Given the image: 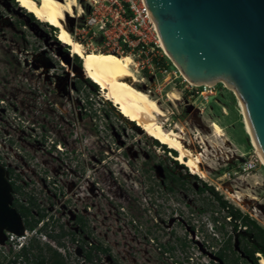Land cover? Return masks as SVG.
Wrapping results in <instances>:
<instances>
[{
    "label": "rangeland",
    "instance_id": "obj_1",
    "mask_svg": "<svg viewBox=\"0 0 264 264\" xmlns=\"http://www.w3.org/2000/svg\"><path fill=\"white\" fill-rule=\"evenodd\" d=\"M95 2L100 6L102 0H77L79 8L68 16L65 27L87 51L131 55L140 80L135 87L149 93V81H143L148 75L137 66L136 51L123 54L112 49L104 43L99 24L93 37L82 30ZM30 14L16 0H0V153L6 155L2 159L8 178L13 170L23 191L25 178L35 175L39 182L33 189L41 195L36 198L54 212L66 207L62 222L68 225L73 183L76 177L84 186L89 182L96 241L93 264H110L104 248L111 251L112 264H221L218 254L227 258L226 264H252L234 252L236 244L243 251L251 246L245 236L237 237L229 211L221 205L226 202L232 211L264 229V166L244 129L234 90L218 84V95L205 106L195 97H181L170 86L169 98L149 93L167 115L160 118L162 125L166 130L182 128L183 143L192 152L202 151L203 138L216 143L205 147L202 169L208 178L202 179L174 159L168 146L156 144V139L122 116L102 97L99 86L95 92L87 82L90 79L80 78L74 66L84 61L73 55L69 67L65 56L72 55L70 48L54 39L59 30ZM102 15L111 13L100 9L97 16ZM172 93L181 99L175 100ZM8 119L12 125L7 126ZM213 122L223 129V139L213 136ZM6 137L11 141L5 144ZM52 141L62 142V156L58 148L50 151ZM35 151L33 164L26 153L32 156ZM56 155L63 167L52 193L58 203L42 191L44 171L49 165L58 166ZM166 172L173 178L165 180ZM53 211L58 219L61 215ZM245 229L242 224L238 232ZM0 245L1 264H8L17 251L9 254L11 245L6 241Z\"/></svg>",
    "mask_w": 264,
    "mask_h": 264
},
{
    "label": "water",
    "instance_id": "obj_2",
    "mask_svg": "<svg viewBox=\"0 0 264 264\" xmlns=\"http://www.w3.org/2000/svg\"><path fill=\"white\" fill-rule=\"evenodd\" d=\"M164 52L196 86L223 84L243 102L264 158V0H144ZM73 56L66 54L69 67ZM82 66L74 72L82 79ZM0 165V243L24 234ZM223 264V263H221Z\"/></svg>",
    "mask_w": 264,
    "mask_h": 264
},
{
    "label": "bare ground",
    "instance_id": "obj_3",
    "mask_svg": "<svg viewBox=\"0 0 264 264\" xmlns=\"http://www.w3.org/2000/svg\"><path fill=\"white\" fill-rule=\"evenodd\" d=\"M16 1L21 8L33 14L37 20L50 24L59 30L58 40L69 46L72 56L76 55L84 61V68L82 67L81 75L97 84L100 87L102 97L117 107L122 116L136 123L147 136L156 139L163 145L165 144L170 149L176 150L178 155L175 159L188 167L191 174L198 175L202 179L208 178L207 173L202 169L204 161L202 158L206 154V151L210 149L208 148L209 143H212L214 146H216V143L208 138H203L201 140V144H204L202 151L198 153L192 152L183 143V129L166 130L160 122V118L167 117L161 106L148 92L135 87L140 80L137 78L136 70L134 71L132 69L134 60L131 55L87 51L85 47L73 39L64 23L68 16H74L75 9L79 8L77 0ZM162 48L164 49L163 44ZM172 96L175 100L180 99L174 93H172ZM237 99L243 116L244 129L250 137L257 154L261 158V164L264 166V158L254 140L245 106L240 98L237 97ZM210 128L214 137L223 139L226 136L223 129L217 123H211ZM231 196L234 197L233 194ZM259 263L264 264L263 257H260Z\"/></svg>",
    "mask_w": 264,
    "mask_h": 264
},
{
    "label": "flooded vegetation",
    "instance_id": "obj_4",
    "mask_svg": "<svg viewBox=\"0 0 264 264\" xmlns=\"http://www.w3.org/2000/svg\"><path fill=\"white\" fill-rule=\"evenodd\" d=\"M47 139L49 138L47 137ZM52 143L53 144L50 147V151L52 149L58 148L59 145L62 146V142L56 144L52 141ZM35 149L36 151H39L41 148L37 146ZM36 151L32 154V156L26 153V157L30 158V163H33L35 157H37ZM172 151L176 152V150L171 149L169 153L174 154L172 153ZM60 152L58 154L62 156L64 152ZM49 155L50 157L54 156V153L52 152ZM56 162H58L60 165L58 163V166L49 165L47 168L48 170L44 171L45 185L42 186V191L45 192L50 199L52 198L56 203H58L56 199L57 195H53L52 197V193L53 191H55V188H53V186L57 187L56 182L58 176L63 173L61 170V168H63L61 166L62 162L59 159L58 155H56ZM52 164L54 163L52 162ZM26 165H29L28 162L26 163ZM50 173L54 174V176L51 177ZM171 177L173 178V176L168 174V172L165 173V180H168ZM188 177L189 176H187V178ZM25 179H27L26 183L25 181H23L25 188H23V191L22 189L19 190V195H22L20 197L22 199L16 200L13 195L12 204L10 205L21 217L25 239L23 240V242H21L23 248L19 252H15V255L9 260L8 264H69L67 261L74 262L75 264H93L95 262L94 252L96 241L94 237V216L91 213L92 208L89 203V198L92 195V186L89 185V182H86V185L84 186L83 182L77 181L79 178L76 177L75 180L77 182L74 181L73 183L72 191L74 195V202L73 208L69 210V215L72 223L68 225L62 222L63 216L67 214L68 209L66 207H63L64 209L59 207L58 210L60 212H54L52 207L46 209V206L42 205V200L36 198V196L40 198L41 195L39 193L37 194L33 189L39 182V179L35 177V175L31 176L30 179L28 177ZM164 182L165 181L163 180L162 185L167 188ZM10 185L12 187V193H14L16 191V188L12 183H10ZM210 190L212 192L214 191L213 188H211ZM219 201H221V198H219ZM222 202L223 201H221V205ZM223 208H227L228 211L229 209L230 211H232L229 206ZM52 211L55 213V215L60 214L61 216H58L57 219ZM235 232L238 233L237 237L240 239L239 232ZM5 233L7 234L9 232L5 231ZM244 233L245 232H243V234ZM67 238L69 240L65 241ZM18 243H20V240H16L14 242L15 245H17ZM236 245L234 246V252H239L242 260L251 261V263L253 264L255 258L250 256L248 251H243ZM63 250L65 251L64 254ZM11 251L13 252L14 250L11 248L9 250V254H11ZM102 251L103 253H108L107 261L112 264V256L109 255L111 251L108 248H104L102 249ZM217 258L220 260V263H227V258L224 255L218 254ZM246 263L249 264L248 262Z\"/></svg>",
    "mask_w": 264,
    "mask_h": 264
},
{
    "label": "built area",
    "instance_id": "obj_5",
    "mask_svg": "<svg viewBox=\"0 0 264 264\" xmlns=\"http://www.w3.org/2000/svg\"><path fill=\"white\" fill-rule=\"evenodd\" d=\"M90 5L93 9L82 30L93 37L96 34L94 26L99 24V33L104 36V43L112 47V49L117 50L118 53L121 51L123 54L126 53V50L128 52L136 51L139 60L137 66H140L148 75L143 78V81H149L148 87L151 90L149 93L157 95L158 98H169L170 95L166 92V89L170 86L173 90L178 89L181 97L188 95L189 97L197 98L203 106L207 105L211 98H215L218 95L216 86H196L189 82L166 56L156 24L144 0H102L100 6L97 5V2ZM100 9L108 10L111 13L110 17L107 15L98 17L97 14ZM125 27H129L128 32L124 30ZM4 103L2 102V104ZM8 121L7 126L12 125L11 119H8ZM9 128L6 129L8 130ZM8 141H11L10 137H6L4 143ZM58 148L63 152L60 145ZM4 156L6 155L1 152L0 165L7 167L2 159ZM11 173L8 181L16 188L13 193L14 197L16 200H20L21 181L18 182L17 175L13 170ZM6 237L7 244L11 245L9 250L12 248L19 252L23 248L22 244L16 246L14 242L16 240H24L25 234L18 236L14 233H7ZM2 248L0 245V249Z\"/></svg>",
    "mask_w": 264,
    "mask_h": 264
},
{
    "label": "trees",
    "instance_id": "obj_6",
    "mask_svg": "<svg viewBox=\"0 0 264 264\" xmlns=\"http://www.w3.org/2000/svg\"><path fill=\"white\" fill-rule=\"evenodd\" d=\"M30 16L33 17V14H30ZM51 29L56 31V28H54L52 26H51ZM54 39L57 40L58 39L57 36H54ZM99 43H101V41ZM65 46H67V45H65ZM66 49H69V48H66ZM126 53H128V50H126ZM112 54H115V53H112ZM76 59L79 60V58L77 56H76ZM81 64H83V63H79V65L83 67L84 65H81ZM87 82L89 83L90 87L92 86L94 88L95 92L99 91L97 84L93 83L91 80H87ZM108 104L110 105L111 109L113 111H115V107H113L110 102ZM155 143L159 144V142L157 140H155ZM169 151H171V150H169ZM172 153H174L175 157H177V153L175 151H172ZM222 206L227 207L225 202H222ZM229 211H230V209H229ZM229 215H230L229 217H230L231 227L234 230V232L239 231L238 230L239 227L241 230L242 224L244 225V228H246L244 231L245 232L244 234L239 232L240 237L245 236L246 240L249 243V246H251V250H248V252H249L250 256L255 258L253 264H260V263H258L260 257L264 258V229L261 228L260 226H258L255 222L248 220V218L242 217V215L239 211H237V212L230 211ZM239 222L242 224L239 225L240 224ZM255 254H258L259 258H256Z\"/></svg>",
    "mask_w": 264,
    "mask_h": 264
}]
</instances>
